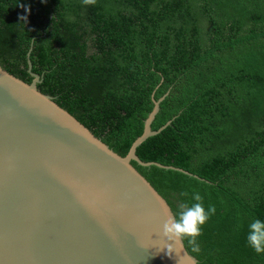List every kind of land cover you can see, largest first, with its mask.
Here are the masks:
<instances>
[{
    "label": "trees",
    "instance_id": "obj_1",
    "mask_svg": "<svg viewBox=\"0 0 264 264\" xmlns=\"http://www.w3.org/2000/svg\"><path fill=\"white\" fill-rule=\"evenodd\" d=\"M124 156L173 216L199 192L215 214L197 264H264L247 245L264 221V0H0V67L28 83ZM187 192L188 196L181 195Z\"/></svg>",
    "mask_w": 264,
    "mask_h": 264
},
{
    "label": "water",
    "instance_id": "obj_2",
    "mask_svg": "<svg viewBox=\"0 0 264 264\" xmlns=\"http://www.w3.org/2000/svg\"><path fill=\"white\" fill-rule=\"evenodd\" d=\"M25 59L28 83L0 67V264H197L179 245L162 250L173 214L130 164L190 176L134 153L169 124L149 127L163 96L121 157L37 90Z\"/></svg>",
    "mask_w": 264,
    "mask_h": 264
},
{
    "label": "clouds",
    "instance_id": "obj_3",
    "mask_svg": "<svg viewBox=\"0 0 264 264\" xmlns=\"http://www.w3.org/2000/svg\"><path fill=\"white\" fill-rule=\"evenodd\" d=\"M85 6L95 5L96 0H82ZM188 196L187 192L182 193ZM193 203H182L175 216L165 212L166 220L163 224L162 236L164 237L166 254L171 257L176 252L174 245L183 247L181 243L187 240L192 252H199L200 245L198 237L202 234V226L215 214V206L209 205L207 210L203 205V198L199 192H193L191 197ZM249 231L246 236L247 245L256 254H264V221L254 219L249 224ZM179 264L181 262L179 261Z\"/></svg>",
    "mask_w": 264,
    "mask_h": 264
},
{
    "label": "flooded vegetation",
    "instance_id": "obj_4",
    "mask_svg": "<svg viewBox=\"0 0 264 264\" xmlns=\"http://www.w3.org/2000/svg\"><path fill=\"white\" fill-rule=\"evenodd\" d=\"M25 56H26V55H25ZM30 66H31V64H30ZM25 71H26V70H25ZM30 72H31V71H30ZM31 73H32V72H31ZM28 76H29V75H28ZM37 76H38V79H39L40 82H41V79H42V78H41V74H40V75H37ZM29 77H30V76H29ZM30 80H31V79H30ZM30 80H29V81H30ZM40 82H39V83H40ZM39 83H36V85L39 84ZM52 98H53V97H52Z\"/></svg>",
    "mask_w": 264,
    "mask_h": 264
}]
</instances>
